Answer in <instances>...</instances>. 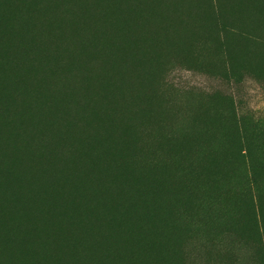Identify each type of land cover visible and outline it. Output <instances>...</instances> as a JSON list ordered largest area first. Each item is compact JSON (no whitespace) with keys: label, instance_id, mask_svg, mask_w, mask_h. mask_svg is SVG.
<instances>
[{"label":"rangeland","instance_id":"1","mask_svg":"<svg viewBox=\"0 0 264 264\" xmlns=\"http://www.w3.org/2000/svg\"><path fill=\"white\" fill-rule=\"evenodd\" d=\"M225 1L0 0V133L14 114L39 143L6 145L0 264H264V0ZM65 28L100 50L98 94L86 71L29 86Z\"/></svg>","mask_w":264,"mask_h":264},{"label":"trees","instance_id":"2","mask_svg":"<svg viewBox=\"0 0 264 264\" xmlns=\"http://www.w3.org/2000/svg\"><path fill=\"white\" fill-rule=\"evenodd\" d=\"M215 3L219 7L220 11L225 10L226 13H231V10L229 9V7H227L226 1L224 2L225 5L223 4L222 0H215ZM56 14H58L59 19H57V16L51 15V17L49 18L50 25L53 28L67 27L70 22V19H68L63 12H57ZM92 22L93 21L88 23V25L92 24ZM81 30L82 29H75L72 32H69V30L66 29L65 36L63 39L56 36L51 39L41 37L35 40V42L42 47L45 44V46L47 47V53L51 52L52 58L49 54L51 58L50 61L40 66L35 62V60L38 58H34L36 54L32 53L31 50H28L26 52V60L21 61L20 68L24 71L33 70L34 75L31 78L32 85H29L30 87L39 88L41 83L40 80L42 77H44V79L47 80V90L43 91V93L49 92L50 96H56L55 92L63 83L62 80L67 79V75L69 73L73 71L74 76V73L79 75V73L86 71L93 79L94 92L97 94L99 93V87L101 86V83H99V79L105 66L103 65V59L99 56L101 53L100 50L99 55L94 56L93 58L89 57L87 48V35ZM38 53H44V50H40L39 52H37V54ZM98 57L99 60L100 58L102 59L101 62H99ZM36 79H38V84L36 83ZM142 102L144 103V98H142ZM52 106L54 112L57 115H65L68 113L67 115L73 117L75 120L78 119L77 109L67 108L65 106H62L58 102L56 104H52ZM14 120V114H7L4 119V125L0 133V177L7 174L9 175L12 171L9 164L6 162L5 157L8 155L6 145L9 142V139L12 137L11 135L14 134L13 131L16 128L15 123H13ZM15 131L17 132V134L28 133L30 135L31 141L34 137L37 136V134L29 125H27L26 128L17 125V129H15ZM32 143L34 147L35 145L39 144L36 141H32ZM40 143H44L43 145H45V143H50L51 149L49 150V152L47 151V155L45 156L46 159L48 157L50 158L51 156L52 162L55 161V158L57 156L61 154H67L66 140L64 135L59 134L57 136H49L47 138H44ZM1 221L3 220H0V222Z\"/></svg>","mask_w":264,"mask_h":264}]
</instances>
